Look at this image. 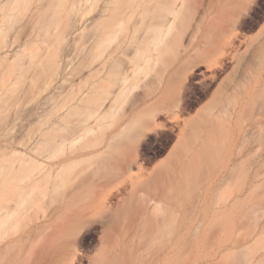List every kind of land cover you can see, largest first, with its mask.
Returning <instances> with one entry per match:
<instances>
[{"label":"bare ground","instance_id":"6f19581e","mask_svg":"<svg viewBox=\"0 0 264 264\" xmlns=\"http://www.w3.org/2000/svg\"><path fill=\"white\" fill-rule=\"evenodd\" d=\"M29 1L0 0V114L28 124L20 138L0 139V264H83L80 234L96 227L101 254L90 264H175L188 252L178 242L184 208H164L166 180L198 159L204 143L203 122L181 118L198 103L187 82L193 68L204 67L197 74L205 96L235 59L239 78L247 74L264 48L263 38L249 55L238 53L239 19L253 0H220L213 18L203 0ZM70 40L74 54L64 65ZM58 79L40 110L25 106ZM230 88L214 95L224 97ZM229 109L218 102L201 111L213 126ZM163 114L165 122H157ZM153 129L161 136L178 130L176 164L143 180V167L136 173L134 165ZM84 162L94 165L92 173L48 208ZM124 193L133 201L113 208ZM170 219L177 239L156 251ZM198 226L196 220V236Z\"/></svg>","mask_w":264,"mask_h":264},{"label":"rangeland","instance_id":"374dc122","mask_svg":"<svg viewBox=\"0 0 264 264\" xmlns=\"http://www.w3.org/2000/svg\"><path fill=\"white\" fill-rule=\"evenodd\" d=\"M37 1L30 0L28 3ZM195 1L189 0L190 4ZM222 1H202L201 7L210 4L207 18L218 17L217 9ZM103 2L99 0L98 4ZM238 10L239 3L233 6V14L231 11L228 16L230 22ZM239 22L241 42L238 53L247 56L264 38V0H253ZM63 48L65 65L68 55L74 54L72 40ZM76 61L77 58L73 62ZM250 65L241 79L238 76V61L231 60L205 96L201 94L198 84L201 76L197 74L204 67L193 68L195 76L187 82L193 86L187 94L198 103L189 107L181 118L203 122L204 143L198 159L192 160L176 176H169L166 180V192L170 198L163 202L164 208L175 205L184 208V213L179 216L184 229L178 242L188 252L180 259H172L175 264H264V48ZM61 82L62 79H58L35 99L29 97L24 101L25 106L33 105L36 108L39 104L40 110L42 100L57 91L54 86H59ZM221 86L231 87L228 95H214ZM218 102L229 106L230 112L219 113L214 125L207 126L210 117L201 109ZM165 117L164 114L158 117L157 122H165ZM25 127L28 128L25 120L6 119L4 114H0V139L4 135L20 138ZM186 127L190 130L189 126ZM177 131L163 136L154 129L147 131L148 137L142 140L134 165L136 173L140 165L143 167V180L153 172L158 173L176 164ZM1 145H4V140ZM93 168L94 165L88 162L77 165L69 179L59 186L48 208H55L70 186L92 173ZM129 201H133V197L130 198L127 193L121 194L113 199V208H123L119 205L125 206ZM196 220L199 224L197 236L194 233ZM174 227L175 223L167 220L154 245L156 251L170 242L172 237L177 239ZM100 229L96 227L92 232L80 234L77 249L78 253L85 255L83 264H90L100 257Z\"/></svg>","mask_w":264,"mask_h":264}]
</instances>
